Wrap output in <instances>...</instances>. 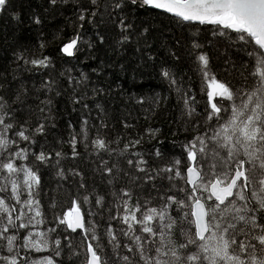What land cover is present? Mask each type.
Segmentation results:
<instances>
[{"label":"snow or ice","instance_id":"snow-or-ice-1","mask_svg":"<svg viewBox=\"0 0 264 264\" xmlns=\"http://www.w3.org/2000/svg\"><path fill=\"white\" fill-rule=\"evenodd\" d=\"M13 6L0 0L15 22L0 30V264H264V0H45L71 10L55 54L47 17ZM143 69L162 91L132 90ZM162 112L179 154L157 146Z\"/></svg>","mask_w":264,"mask_h":264},{"label":"trees","instance_id":"trees-1","mask_svg":"<svg viewBox=\"0 0 264 264\" xmlns=\"http://www.w3.org/2000/svg\"><path fill=\"white\" fill-rule=\"evenodd\" d=\"M45 6V0H14V6H13V11L18 12L19 15L21 16L22 20L27 21L31 15L32 12H36L41 15L42 18L47 17L45 20V24L43 26V33H44V40L49 42L47 49H45V54H55L58 51V46L60 45L61 41L54 39V34L57 32L58 28L63 29V34L64 38L67 39V37L73 35L74 29L71 26H67V21H65L64 16L66 15H71V10L69 8H65L64 14L61 15L57 13L55 17L50 16L49 14L45 13L43 11V8ZM133 16L135 18V13H133ZM141 20H149L151 19L152 22L157 26V28H163L168 22L166 20L161 22L163 18L156 19L152 16H141ZM139 22V21H137ZM15 26V22L11 19L10 16H4L0 17V30L3 29H12ZM85 30L87 31L88 37L90 38L92 36V31L91 27L88 24H85ZM17 35L24 40L30 47H32L34 50L38 49L36 48L37 42H38V37H39V28L37 26H31V27H25V26H20ZM111 55V52L109 51L108 53ZM4 52L2 49H0V56H3ZM101 56L104 55L103 52L100 53ZM126 57L131 61L129 64L130 68H135L136 66V61L135 57L131 51V49L126 53ZM2 63V62H0ZM56 63L57 67L59 68L60 65V57L57 56L56 58ZM87 70V69H85ZM144 75L143 76H137L136 77V87H133V91L140 90L144 93H152L154 90L157 92L162 91V89L159 86V81L154 78V73L152 75H149L148 72L149 70L143 69ZM192 76V79L195 81L197 80V77L194 72L189 73ZM32 79L36 81L37 83L39 82V74L36 76H33ZM113 79H116L113 77ZM119 83L120 81L117 80ZM233 83H236V80H232ZM129 87H132L131 81H129L128 84ZM199 87L197 88V99L200 101V110H203V105H204V98L201 96ZM175 105V98L170 100L168 102V109L171 110V108ZM75 115L72 113H65L63 119H61L59 116H57V122H58V131L59 135L62 136L64 139H67V132L65 130V121L68 119L75 120ZM173 116L175 113L172 114ZM145 121L143 119L140 120L139 128L142 131L144 126H145ZM153 126H159L163 129V134L160 136L161 140H164L165 143L163 145H157L161 147V150L164 151L165 153L168 154H179L181 152L180 148V141L184 139L183 136H173L172 132L174 131L173 128H170L168 126L167 120L164 118V113H161V118L158 119L153 123ZM119 127V126H118ZM55 134V132H54ZM51 140V136L49 137ZM173 141L176 143L174 144ZM156 142L154 141L153 144ZM152 145H145V148H150ZM81 152H83V149H79ZM63 151L65 153L70 154V149L67 146V144L64 145ZM73 165V161L69 160L65 162L66 167H71ZM81 168H84L85 171L87 172V166L82 159L80 161ZM43 181L45 184V191L48 192L49 188H54L55 187V180L50 178L47 174L43 177ZM51 194V193H49ZM47 197L45 198V200ZM64 204V211L68 210V201L67 198L64 199L63 201ZM86 208V206L82 207V211ZM75 235V234H74Z\"/></svg>","mask_w":264,"mask_h":264}]
</instances>
